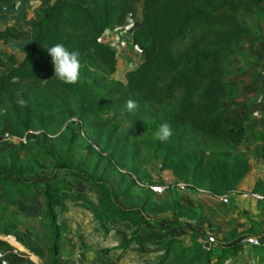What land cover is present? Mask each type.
<instances>
[{
    "label": "trees",
    "instance_id": "16d2710c",
    "mask_svg": "<svg viewBox=\"0 0 264 264\" xmlns=\"http://www.w3.org/2000/svg\"><path fill=\"white\" fill-rule=\"evenodd\" d=\"M263 1L142 0L138 24L130 33L141 60L125 71L123 79H116V51L101 36L126 12L129 0H91L85 5L54 0L36 22L26 58L0 75L1 115L17 132L66 120L73 130L83 127L95 134L104 150L115 138L128 135L134 145L154 151L162 159L161 168L171 170L178 181L212 196H227L229 203L217 206L227 211L233 207L232 194L238 193V185L250 170L245 153L231 148L234 130L227 115L229 93L237 82L230 62L236 57L232 58L236 43L250 36L246 18L259 13ZM9 32V27L0 29V38L6 39ZM56 43L79 51L77 84H65L54 76L47 48ZM18 92L27 106L17 102ZM128 99L138 104L131 113L125 109ZM165 122L173 135L161 142L155 132ZM261 141L264 124L250 143ZM260 187L257 182L254 191ZM35 190L42 201L40 216L32 222L10 208L19 194ZM175 206L174 213L164 218H149L143 205H122L107 178L65 162H57L49 174L31 179H23L13 163L0 166V235L10 236V242L16 240L41 259L47 253L46 264H62V244L72 237L73 221L81 208L102 236L98 245L102 262L110 261V252L119 249L112 258L114 264H239L238 255L246 256L247 264H264V243L242 242L230 229L222 234V241L206 247L204 226L199 229L195 223L187 234L160 232L158 242L139 249L143 225L167 232L174 225L185 224L182 219L187 207ZM115 219H128L134 225L119 246ZM247 219L256 232L260 224ZM20 227L36 242H28ZM6 248L16 250L6 253L8 264H33L26 254L20 261V251L4 241L0 249ZM141 250H147L145 255Z\"/></svg>",
    "mask_w": 264,
    "mask_h": 264
},
{
    "label": "rangeland",
    "instance_id": "374dc122",
    "mask_svg": "<svg viewBox=\"0 0 264 264\" xmlns=\"http://www.w3.org/2000/svg\"><path fill=\"white\" fill-rule=\"evenodd\" d=\"M76 1L84 3L89 0ZM141 4L142 0H129L126 12L119 17L120 29L128 31L134 28L140 18ZM245 24L248 26L250 36L236 43V46L233 47L232 58L236 57L230 62V66L234 68L232 76L237 83L229 93L228 121L232 120L234 112L242 111L244 108H249L251 112L255 111L258 114L257 108L263 106L262 109H264V1L261 3L260 12L249 19L246 18ZM128 48L133 47L129 45L126 50ZM138 51V48L133 49V52L130 50L131 57L135 56L137 58ZM120 71L121 68L118 73L117 71L114 73L113 77L120 76ZM1 106L0 104V138L4 132H9L17 137H23V140L0 141V166L7 167L10 163H13L23 179L35 178L40 174H49L57 162H65L73 168H83L95 176L102 175L107 178L119 194V202L122 205L132 207L143 205L145 216L164 218L172 212L174 213L175 204L178 203L187 207L186 211H183L184 219L182 221L189 224H198L199 221L197 220H201L198 225L202 224L204 226V230L206 229L204 233L213 234L218 238V241H222V236L219 237L215 230L206 228L210 227L211 217L209 213L212 212L207 208V203L214 205L215 199L218 197L212 195L210 197L205 190L192 188L185 181H178L171 170L161 168L162 159L154 151L143 147L142 144H139V146L134 145L130 136L125 135L124 137L122 135L115 138L113 144L104 150L103 143L99 142L95 134L83 127L73 130V125H69L66 120L60 121L59 119L45 125L43 128L30 127L25 132H17L11 127L6 117L1 115L3 111ZM261 115L264 117V113ZM73 119L75 120V118ZM253 121L254 118L249 116V123L245 124V128L241 132L243 141L240 149L248 154L251 162L253 158L250 151H254L253 153L257 154L258 157L254 156L255 164L253 166L259 164L261 170L264 167L263 153L260 152L261 146L258 148L259 144L255 148L254 145L248 144V141L258 131L256 129L258 125H256V121ZM68 183L72 184L71 178H69ZM150 184H163L166 189L164 192L157 194L149 188ZM75 186L81 185L75 183ZM242 192H245L241 194H245L246 197H244L248 198L250 203L251 191ZM64 196L66 198V195ZM18 198L12 204L10 210H15L20 217L32 218V222H35L40 216L39 208L42 201L38 191L19 194ZM219 198L221 199V197ZM228 203L229 201L225 204ZM254 203H256V200H254ZM68 211H70V208ZM86 215L90 219L89 214ZM76 222L81 225L80 229H78V226H73L75 230L77 229V237L75 236L72 240L70 239L62 244V256L65 258L63 264H114L112 260L102 262L99 259L97 243L86 241L89 232L95 233V231L87 229L88 227L84 225V221L80 216L76 217ZM113 224L115 225L114 235L119 246L131 235L134 225L128 219H115ZM21 228L26 232L25 228ZM190 229H182L180 232L187 234ZM237 233L238 236L235 239H243L246 236L254 235L252 226L246 230L237 231ZM160 238L161 234L158 233L156 227L153 228L149 224L143 225V235L139 240V249L142 245L149 243L150 240L158 242ZM4 241H6L4 238H0V245ZM27 241L30 242L28 235ZM145 241H147L146 244ZM12 243L20 250L18 252L19 256L24 257L22 252H29L16 240ZM5 250L16 252L14 249L6 248ZM140 252H142L141 255H145L144 252H147V250H141ZM111 253L118 254V249H113ZM112 258L114 259V257ZM237 260L239 264L248 262L247 257L242 255H238ZM40 262L45 264L43 260L37 261L36 264Z\"/></svg>",
    "mask_w": 264,
    "mask_h": 264
},
{
    "label": "crops",
    "instance_id": "0c3cea01",
    "mask_svg": "<svg viewBox=\"0 0 264 264\" xmlns=\"http://www.w3.org/2000/svg\"><path fill=\"white\" fill-rule=\"evenodd\" d=\"M52 1L53 0L0 1V29H3L5 27L10 28V32L7 38L6 39L0 38V75L8 72L10 68L13 65H15L26 54L33 38L36 35V31H37L36 22L47 11L48 6L51 4ZM67 1L72 4L85 5V4H88L91 0L86 1L84 3L77 2L76 0H67ZM119 19L120 18H118L116 24L108 27L104 31V33L101 36V40L116 51L117 60H118L116 71L118 73L120 68H121V71L119 72L120 76H114V77L116 79H123L125 71L141 60V53L139 51L137 52L138 53L137 58L135 56L131 57L130 50L133 52V49L136 50L137 47L131 44L129 40V30L127 31L126 29L125 30L120 29ZM137 24L138 23H136L134 27H136ZM129 45H132L133 48H128V50H126V48ZM0 104L2 105L1 107L3 108V104L1 102ZM262 108L263 106H260L259 108L256 109V111H258L259 114L256 113L255 111L251 112V109L249 108H244L242 111L234 112V115L231 121L227 120L228 124L233 126V130H234L232 133L231 148H235V149L241 148V143L243 141L241 132L245 128V124L249 123L248 122L249 116H252L254 118L253 122L256 121V125H258V127L256 128L258 131L255 134V136L259 133V131L261 130L264 124V117L261 115L262 113H264V109ZM250 141L251 139L248 141V144L252 146L254 145L255 148L257 147V145L260 144L258 148L261 146L260 152L263 153L262 158H264V141L257 142L255 144H251ZM253 152L254 151H250V155H252V158H253L252 162L249 160L248 154H245L250 164V170L248 174L246 175V177L238 185L237 187L238 194L237 193L232 194L231 196L233 207L227 211L218 210L217 206L222 203L220 202L221 199L219 197L215 199L216 202L214 205L212 203H207V208L210 209L212 212L209 213L211 217L210 223H209L210 227H206V228H211L215 230L216 233L219 235V237L222 236L224 232H227L232 228L236 232L250 228L251 222L247 219V217L253 219L254 221L260 224V227L258 228V230H256V232H254V234L264 236V191H263L264 189V167H262L260 170L259 164H257L256 166H253L255 164L254 156L258 157L257 154ZM257 159H260V158H257ZM257 182H260V186H262L260 187V191L258 190L254 191V188ZM242 191H251V194H250L251 202L250 203L248 202V198H245L246 195L241 194V193H245ZM257 194L258 195L260 194L261 198H257L256 197ZM210 197L212 196L210 195ZM254 200H256V203H254ZM78 214L80 217H82V220L84 221L83 222L84 225L88 227L87 229H93V231H95V233L89 232L86 238V241L88 242L93 241L97 243V245H99V242L102 241V238H101L102 236L100 232L94 229V223H93L91 216L89 215L90 219L87 218L88 216L86 214H88V212L82 208H81V211L79 210ZM235 222H237L238 224ZM73 226H78V229H80L79 227H81V225H79L78 222H76V218L73 221V225H72V230H73L72 237L67 239L65 242H67L70 239L72 240L73 237L75 236L77 237V234H76L77 229L75 230ZM20 229L26 237L28 235V238L30 239L31 243L36 242L35 238L30 237V234L28 233L26 228H25L26 232L22 230L21 227ZM9 237L10 236H7V237L0 236V238L6 239L7 242L14 244L10 242ZM146 243L147 241H145V244ZM149 243H154V242L150 240ZM118 252H119V249H118ZM22 253L24 254V257L26 254V256L33 262V264H36L37 261H41V260H43V262L45 263L44 260H46L48 256V254L45 253L44 259H41L31 252H26V253L22 252ZM115 254L116 253H111L112 261H113L112 257H114ZM24 257L19 256L20 261H22ZM99 259H101L102 261V257L100 253H99ZM64 260L65 258L62 256V264ZM9 262H10V258L7 254H5L2 259H0V264H8ZM39 264H43V263L40 262Z\"/></svg>",
    "mask_w": 264,
    "mask_h": 264
},
{
    "label": "clouds",
    "instance_id": "9594fccd",
    "mask_svg": "<svg viewBox=\"0 0 264 264\" xmlns=\"http://www.w3.org/2000/svg\"><path fill=\"white\" fill-rule=\"evenodd\" d=\"M54 2V0H53ZM47 52L52 59L54 66V76L65 84L74 85L80 80V53L76 50H69L64 44L56 43L47 48ZM26 58V57H23ZM18 103L25 107L27 101L22 98L21 92L17 93ZM125 109L131 113L138 109V104L128 99L125 102ZM173 135V129L167 122L162 123L155 132V138L161 142L168 141Z\"/></svg>",
    "mask_w": 264,
    "mask_h": 264
},
{
    "label": "built area",
    "instance_id": "2783aa9c",
    "mask_svg": "<svg viewBox=\"0 0 264 264\" xmlns=\"http://www.w3.org/2000/svg\"><path fill=\"white\" fill-rule=\"evenodd\" d=\"M133 29H130L129 30V40L131 39V31ZM131 42V40H130ZM17 139H20V140H23V137H17L15 135H12L11 133L9 132H4L2 135H1V138H0V141H3V142H6V141H9V140H13V141H17ZM149 188L154 192V193H157V194H160L162 192L165 191L166 189V186L165 185H161V184H156V185H152L150 184L149 185ZM257 198H261L260 195H256ZM221 200L222 202H227V196H222L221 197ZM185 224L183 226H180V225H174L172 227V229L168 230L167 232H164L163 229H158L159 232H163V233H166L168 236H172V235H180L182 234V232H180V230L182 229H189L191 228V224L187 223V222H184ZM198 225V224H196ZM198 227L199 229L202 227L201 225H198L196 226ZM191 230V229H190ZM206 230V229H205ZM204 230V231H205ZM218 240V238L213 235V234H210V233H207L205 234L204 233V242H207L208 243V246L212 243H215L216 241ZM242 242H245V243H248V244H252V245H259L261 243H264V236L262 235H249V236H246L245 238L241 239ZM16 251V250H15ZM8 251L7 250H1L0 249V259L3 258V256L7 253Z\"/></svg>",
    "mask_w": 264,
    "mask_h": 264
},
{
    "label": "water",
    "instance_id": "95a60500",
    "mask_svg": "<svg viewBox=\"0 0 264 264\" xmlns=\"http://www.w3.org/2000/svg\"><path fill=\"white\" fill-rule=\"evenodd\" d=\"M5 240H6V239H5ZM6 241H7V240H6ZM203 244H204V246H206V247L208 246V243H207V242H204Z\"/></svg>",
    "mask_w": 264,
    "mask_h": 264
},
{
    "label": "bare ground",
    "instance_id": "6f19581e",
    "mask_svg": "<svg viewBox=\"0 0 264 264\" xmlns=\"http://www.w3.org/2000/svg\"><path fill=\"white\" fill-rule=\"evenodd\" d=\"M34 257V256H33Z\"/></svg>",
    "mask_w": 264,
    "mask_h": 264
}]
</instances>
